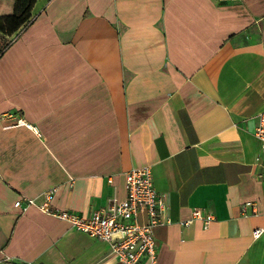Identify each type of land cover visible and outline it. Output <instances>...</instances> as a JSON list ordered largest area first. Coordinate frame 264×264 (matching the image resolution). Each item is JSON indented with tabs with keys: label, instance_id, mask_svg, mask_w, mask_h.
<instances>
[{
	"label": "crops",
	"instance_id": "crops-1",
	"mask_svg": "<svg viewBox=\"0 0 264 264\" xmlns=\"http://www.w3.org/2000/svg\"><path fill=\"white\" fill-rule=\"evenodd\" d=\"M262 112L264 0H39L0 54V264H123L39 206L90 216L142 167L158 264H264Z\"/></svg>",
	"mask_w": 264,
	"mask_h": 264
},
{
	"label": "built area",
	"instance_id": "built-area-1",
	"mask_svg": "<svg viewBox=\"0 0 264 264\" xmlns=\"http://www.w3.org/2000/svg\"><path fill=\"white\" fill-rule=\"evenodd\" d=\"M255 135L264 150V112L259 115ZM126 182L127 197L124 200H113L90 216L53 208L51 202L56 188L45 193V201L39 207L44 213L69 223L74 229L108 243L114 257L123 264H158L154 230L162 223L165 203L154 187L151 167L131 169L126 175ZM33 203V199L22 197L16 201L15 207L26 211ZM248 207L252 208L253 214L258 213L256 204L246 203L243 211L246 212ZM141 214L146 217L143 223L139 220ZM212 220V214L203 209H194L193 218L184 225L200 221L207 229ZM263 233L264 228L258 227L253 231V237L259 238Z\"/></svg>",
	"mask_w": 264,
	"mask_h": 264
},
{
	"label": "rangeland",
	"instance_id": "rangeland-1",
	"mask_svg": "<svg viewBox=\"0 0 264 264\" xmlns=\"http://www.w3.org/2000/svg\"><path fill=\"white\" fill-rule=\"evenodd\" d=\"M38 1L39 0H37V2ZM26 5L27 2L23 3V0H0V17H2L6 21V19L11 18L15 14L20 15ZM33 11L34 8L32 10V13ZM21 29L22 27L19 29V31L11 36L6 35L0 30V53L13 41V39Z\"/></svg>",
	"mask_w": 264,
	"mask_h": 264
},
{
	"label": "trees",
	"instance_id": "trees-1",
	"mask_svg": "<svg viewBox=\"0 0 264 264\" xmlns=\"http://www.w3.org/2000/svg\"><path fill=\"white\" fill-rule=\"evenodd\" d=\"M25 2H27V5L26 7H24L20 15L15 14L11 18L6 19V21L2 17H0V30L4 32L6 35L11 36L15 34L17 31H19L21 27L26 25L32 18L33 15L32 10L37 0H23V3Z\"/></svg>",
	"mask_w": 264,
	"mask_h": 264
}]
</instances>
